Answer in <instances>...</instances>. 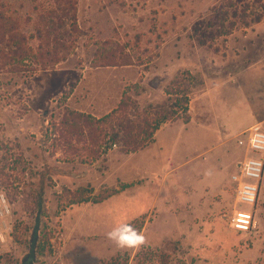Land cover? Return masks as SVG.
<instances>
[{
    "label": "rangeland",
    "instance_id": "374dc122",
    "mask_svg": "<svg viewBox=\"0 0 264 264\" xmlns=\"http://www.w3.org/2000/svg\"><path fill=\"white\" fill-rule=\"evenodd\" d=\"M55 1L0 0V136L28 167L20 194L0 189L11 209L0 264H21L28 253L40 185L35 264H101L124 254L128 264H264V178L255 227L229 226L237 138L264 127V0H69L72 8L50 13ZM110 52L131 64L97 66ZM184 72L203 82L190 121L165 124L141 151L114 148L105 161L83 163L43 135L68 109L109 113L124 92L142 107L160 103ZM124 184L132 186L101 203L59 208L66 190ZM140 218L145 246L119 249L106 238Z\"/></svg>",
    "mask_w": 264,
    "mask_h": 264
},
{
    "label": "trees",
    "instance_id": "16d2710c",
    "mask_svg": "<svg viewBox=\"0 0 264 264\" xmlns=\"http://www.w3.org/2000/svg\"><path fill=\"white\" fill-rule=\"evenodd\" d=\"M57 4H56V3ZM49 3V12H62L72 8L69 0H57ZM68 2V3H67ZM59 26H63L60 24ZM2 36H4L2 34ZM54 45L62 40L54 35ZM62 45V44H61ZM97 66L130 65L128 58L122 54L106 53L99 57ZM203 82L189 72L178 74L165 89L162 102L143 106L124 92L119 104L109 113L96 117L77 110H66L62 117L42 129L43 135L51 140L56 147L68 152L69 160H80L83 163L106 160L108 153L119 149L124 154H132L143 150L155 140L156 133L165 125L174 121L188 123L190 121V102L193 93ZM15 148L19 151V146ZM12 145L0 136V151H5L0 160V189H11L20 194L19 189L28 185L24 178L27 167L22 155L11 153ZM11 153L9 155V153ZM10 173H6L5 170ZM22 175V176H21ZM34 186L33 183H29ZM132 184H124L118 188H106L94 194L92 189L78 188L75 191L66 190V196H60L59 208H66L81 203H101L119 194ZM88 192V194H86ZM24 193V192H23ZM33 203L36 209L44 208V188L40 185L33 192ZM37 211V212H38ZM131 224L139 231L145 225V219H136ZM129 256L124 254L103 261L101 264H128ZM160 263L162 262L159 261Z\"/></svg>",
    "mask_w": 264,
    "mask_h": 264
},
{
    "label": "built area",
    "instance_id": "2783aa9c",
    "mask_svg": "<svg viewBox=\"0 0 264 264\" xmlns=\"http://www.w3.org/2000/svg\"><path fill=\"white\" fill-rule=\"evenodd\" d=\"M237 144L242 149V157L230 177L234 207L229 215V226L236 232L248 233L256 224L255 208L264 178V127L258 123L251 125L237 138ZM10 213L6 197L0 194V244L6 241Z\"/></svg>",
    "mask_w": 264,
    "mask_h": 264
},
{
    "label": "clouds",
    "instance_id": "9594fccd",
    "mask_svg": "<svg viewBox=\"0 0 264 264\" xmlns=\"http://www.w3.org/2000/svg\"><path fill=\"white\" fill-rule=\"evenodd\" d=\"M106 238L119 249H136L145 246L148 242L147 236L128 222L112 227L106 233Z\"/></svg>",
    "mask_w": 264,
    "mask_h": 264
},
{
    "label": "water",
    "instance_id": "95a60500",
    "mask_svg": "<svg viewBox=\"0 0 264 264\" xmlns=\"http://www.w3.org/2000/svg\"><path fill=\"white\" fill-rule=\"evenodd\" d=\"M40 224H41V210H39L36 214L35 223L32 229V234L29 243V250L28 253L23 257L21 264L36 263Z\"/></svg>",
    "mask_w": 264,
    "mask_h": 264
},
{
    "label": "crops",
    "instance_id": "0c3cea01",
    "mask_svg": "<svg viewBox=\"0 0 264 264\" xmlns=\"http://www.w3.org/2000/svg\"><path fill=\"white\" fill-rule=\"evenodd\" d=\"M249 127H250V126H249ZM249 127H248V128H249Z\"/></svg>",
    "mask_w": 264,
    "mask_h": 264
}]
</instances>
